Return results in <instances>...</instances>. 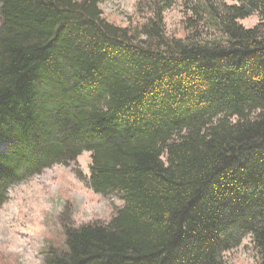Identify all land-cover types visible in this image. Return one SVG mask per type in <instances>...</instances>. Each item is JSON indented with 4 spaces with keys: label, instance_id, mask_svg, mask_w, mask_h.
Returning a JSON list of instances; mask_svg holds the SVG:
<instances>
[{
    "label": "trees",
    "instance_id": "obj_1",
    "mask_svg": "<svg viewBox=\"0 0 264 264\" xmlns=\"http://www.w3.org/2000/svg\"><path fill=\"white\" fill-rule=\"evenodd\" d=\"M106 1L0 0V205L88 151L125 206L45 264H224L247 235L264 264V0H186L180 33L176 0L127 27Z\"/></svg>",
    "mask_w": 264,
    "mask_h": 264
},
{
    "label": "rangeland",
    "instance_id": "obj_2",
    "mask_svg": "<svg viewBox=\"0 0 264 264\" xmlns=\"http://www.w3.org/2000/svg\"><path fill=\"white\" fill-rule=\"evenodd\" d=\"M137 2L107 0L103 16L123 27L135 25ZM185 2L176 0L165 13L169 31L180 33ZM259 22L255 15L241 24L253 28ZM91 164L92 153L85 151L75 161L53 164L7 189L0 205V264H45L52 247L65 246L66 227L108 223L125 206L117 193L103 195L91 188ZM259 253L253 236L247 235L222 256L224 264H260Z\"/></svg>",
    "mask_w": 264,
    "mask_h": 264
}]
</instances>
